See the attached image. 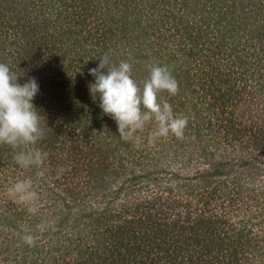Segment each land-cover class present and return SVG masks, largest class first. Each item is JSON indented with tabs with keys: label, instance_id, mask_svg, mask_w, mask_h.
Returning a JSON list of instances; mask_svg holds the SVG:
<instances>
[{
	"label": "trees",
	"instance_id": "trees-1",
	"mask_svg": "<svg viewBox=\"0 0 264 264\" xmlns=\"http://www.w3.org/2000/svg\"><path fill=\"white\" fill-rule=\"evenodd\" d=\"M176 33H181V44H190L182 50L194 60L208 49L218 55L203 60L206 65L195 72L196 77L189 68L168 66L178 81L183 98L178 100L180 106L191 104L195 108V117L190 113L186 116L185 130L201 138L200 109L194 103H198L195 93L201 90L205 100L207 95L217 99L209 108L222 107L217 119L220 130H226L231 138L239 137L249 127H240L243 121L236 120L234 111L225 104L255 98L244 77L250 66L260 69L259 78L264 79V0H0V62L20 75L19 83L31 77L38 81L33 103L40 111L44 137L35 147L48 153L53 182L60 181L54 158L61 154L56 162L69 166L66 193L74 201L85 199L79 196L90 191L82 193L80 188L83 183H92L91 196L100 198L99 215L91 223L105 224L113 218L122 221L110 234L118 242L101 247L110 251L108 255L102 251L98 256L85 253L76 263L65 258L54 264H100L97 258L106 264H264V247L255 241L250 221L232 218L238 217L239 201L247 208L252 202L261 209V200L253 194L241 199L238 190L232 189L222 196L220 212L209 206L215 192L208 191L211 177L217 175L213 187L218 189L221 182L223 189L221 176L230 170L222 168L221 162H212L214 169L192 175L160 167L150 177L154 180L152 190L144 197L136 196L138 204L132 210L126 199L136 190L128 189L127 181L138 176L117 182L121 174L115 164L124 166L120 146L134 147L136 143L122 139L116 122L99 107V99L93 100L88 85L94 78L89 69L97 67L99 58L107 54L113 63L129 61L132 78L142 82L148 76L146 62L151 56H156L159 65H166L159 55L163 44L169 45L166 39ZM234 36L243 40L235 43ZM246 48L249 59L244 55ZM222 83L227 87L223 89ZM256 84L264 89V83ZM251 129L256 133L252 135L255 146L264 152L263 124H253ZM8 152L9 160L15 163V150L8 145H0V163H5ZM141 168L149 176L151 171ZM66 202L68 210L60 209L61 222L73 216L69 199ZM96 212H85L83 217L96 216ZM23 252L20 263L11 264H39L35 257L29 261L25 249Z\"/></svg>",
	"mask_w": 264,
	"mask_h": 264
},
{
	"label": "rangeland",
	"instance_id": "rangeland-1",
	"mask_svg": "<svg viewBox=\"0 0 264 264\" xmlns=\"http://www.w3.org/2000/svg\"><path fill=\"white\" fill-rule=\"evenodd\" d=\"M31 14L34 15L33 12ZM247 34L249 35V33ZM180 36L181 33L170 35L166 39L169 45L166 47L164 43V50L159 55V57H163V62L171 69L184 70L189 68L194 75L195 72L200 70L201 66L206 65L203 60L218 58V55L214 52L215 50L208 49L201 54L200 60H194L195 58H191L182 50L190 47V44H181L183 39ZM241 40L243 39L239 36H234L232 41L237 43ZM173 49L175 50L173 51ZM246 50L247 48L244 55L248 58L250 51ZM251 61L249 60V65L252 64ZM146 63L148 68L149 65L158 64L159 60L156 56L155 58L151 56V59ZM250 67L245 70L244 77L248 79V86L252 89V93L256 95L255 98L249 102L229 101L225 106L227 105V109L234 111L236 120L241 119L243 121L242 123L239 122L240 127L248 125L251 129L253 124L255 127L263 124L264 128V118L262 116L264 113V89L260 90L256 84L261 83L259 85L261 86L264 79L260 80L259 78L260 69H255V65L254 68ZM194 77L196 76L194 75ZM221 86L223 89L227 87L225 83H222ZM200 94L201 98L199 97ZM195 96H198L196 100L198 103H194L200 109L199 119L202 122L201 138L198 135L195 136V132L189 133L187 129L184 131L182 138H173L174 135L170 134L168 137L159 138L155 143L150 144L148 136L155 123L152 121L146 125L143 132L138 133L141 136V141L136 143L134 147L125 143L120 146L119 155L124 161V166L121 167L120 164H115L116 170L121 174L117 182H121L128 176H138L134 181H127L128 189L135 187L136 194L129 195L126 202L131 205V210L136 207L139 200L136 196L140 194L144 197L147 192L152 190L154 180L150 177L153 174L156 175L157 169L162 166L179 169L182 172L188 171L192 175L202 169H214L212 162H221L224 165L222 168L226 167L230 170L221 176L225 186L223 189L221 182L218 189L213 187V185H217L218 176L211 177L212 183L209 185L208 191L212 189L215 192L209 206L213 208L214 212H220L222 196L232 189H237V195L244 200L247 195H256L262 202L261 209H258L252 202L247 208L239 201L236 204V206H240V208L237 207L238 217L232 218L237 222L238 219L250 221L249 225L255 241L264 247V152L255 146V139L252 140V135L257 133V129L255 128V133L252 129L247 128L245 132L239 134V137H229L226 130H220L219 128L220 122L217 119L221 105L219 104L220 106L218 105L215 109L209 108L210 106L213 107L211 104L215 103L217 99L215 100L212 95H207L208 98L205 100L204 92L201 90L197 91ZM159 97L172 106L175 115L186 117L190 113L191 118L196 116L195 108L191 104L185 107L180 106L178 100H183L180 93L171 96L165 91L161 92ZM251 118L253 119L251 120ZM209 120H212V124L208 123ZM9 153L4 157L5 163H0V264L17 262L19 257L24 255L23 249L26 250L29 261L35 257L38 259L39 264H54L58 259L62 261L65 258L76 263L83 254L91 253L93 256H98L100 251L108 255L110 251L105 252L101 247L104 244L105 246L110 245L107 247H113L118 242V238H113L110 234L117 231L116 227L122 221L116 218L110 219L105 224L96 225L99 226V231L94 232L96 226L91 221L93 217L99 215L96 211L100 210L98 207L101 206L98 202L100 198L98 196L92 197V194H90L94 191L92 183H83V189L80 188L83 190L82 193L90 191L89 195L81 193L82 195L79 196L84 195L85 199L74 201L72 196L69 195L70 210L73 212V216L69 220L61 222L60 209L66 207L65 209L68 210V208L60 190L69 183H66L65 175L69 171V166L64 168L60 162H56L61 154L59 156L56 154V159L54 158L58 177H60L58 184V182H53L51 167L48 166L49 158H47L42 168L33 166L25 169L16 165V163H12L9 160ZM142 166L151 171L149 176H146L141 168ZM131 168L134 169L132 174L130 173L132 172ZM26 178L33 180L34 188L39 194V204L41 206L35 214L28 212V205L16 202L7 195L8 187L17 180ZM196 180L194 179V181ZM76 182L79 181L76 180ZM62 191L64 192V190ZM123 199L125 198L123 197ZM117 204H120V200L117 201ZM93 211L96 212V216L83 217V213ZM255 213L261 215V217L257 218ZM87 219L90 221L87 222ZM121 219L123 220V218ZM41 224L46 225L43 231L38 228V225ZM25 231L31 232L36 237V243L33 246L28 245L32 250L27 248V244L21 238ZM108 257L112 260L110 255ZM97 260H100V264H106L100 258H97Z\"/></svg>",
	"mask_w": 264,
	"mask_h": 264
},
{
	"label": "clouds",
	"instance_id": "clouds-1",
	"mask_svg": "<svg viewBox=\"0 0 264 264\" xmlns=\"http://www.w3.org/2000/svg\"><path fill=\"white\" fill-rule=\"evenodd\" d=\"M99 61L97 67L89 69V75L94 78L88 85L89 91L93 100L99 99L102 112L116 122L122 139L139 143L141 136L138 133L152 121L155 123L148 136L150 144L170 134L183 137L187 117L175 115L172 106L159 97L161 92L174 96L179 91L178 81L167 65H149L147 78L137 82L132 78L129 61L113 63L107 54ZM19 77L8 64L0 62V145L15 150L13 160L20 167L42 168L48 153L35 147L43 139L44 129L40 111L33 103L39 84L35 77L21 84ZM62 190L64 187L60 192L67 201L69 194ZM7 195L28 205V212L32 214L41 206L31 178L17 180L7 188ZM45 227V224L38 225L40 231ZM21 238L29 246L36 243L35 235L29 231H25Z\"/></svg>",
	"mask_w": 264,
	"mask_h": 264
}]
</instances>
